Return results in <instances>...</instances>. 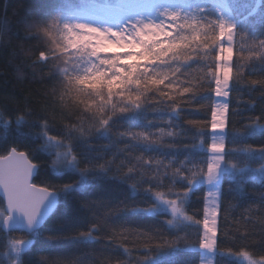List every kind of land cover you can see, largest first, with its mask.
I'll return each instance as SVG.
<instances>
[{"label":"trees","instance_id":"obj_1","mask_svg":"<svg viewBox=\"0 0 264 264\" xmlns=\"http://www.w3.org/2000/svg\"><path fill=\"white\" fill-rule=\"evenodd\" d=\"M144 1L147 0H0V112L4 113L3 119H0V155L6 154L13 146L19 150L35 148L42 142L39 138L35 139V136L45 120L49 124V134L54 136H59L66 127L82 125L85 135L71 142L74 154L80 160L81 169L92 166L95 169L84 179L77 171H65L63 175L53 176L47 171L51 166L50 155L37 151L32 157V162L39 169L34 178L38 186L62 187L75 182V187L60 196L55 212L39 230L36 242L25 253L24 259L30 264H136L146 252L148 255L155 254L154 248L149 251L143 246L146 236H154L153 242L159 243L161 240L172 241L176 236L185 235L195 240L197 229L202 232L201 225L170 228L166 223L170 215H148L143 211L155 204L153 192H167L171 180L164 177L163 183L158 186L157 181L151 179L154 173L142 161L165 159L167 163L173 158L177 161L185 160L186 157L199 160L207 155V144L211 143L213 136L211 108L215 95L214 91L200 88V84L211 81V88H215L214 80L208 73L214 71L218 63L213 55L204 56L209 49L199 48V57L192 49L188 50L192 59H185L182 68L185 76L181 77V81L190 85L191 90L184 97L176 96V107L180 112L178 119H170V109L158 111L153 101L145 105L146 112L112 116L111 128L104 135L94 126L98 120L94 122L91 119L98 99L94 101L88 96L77 97L67 92L62 95V73L52 68L50 63L39 59L42 51L50 54V61H55L58 56L67 58L63 49L57 51L61 45L67 44V38L60 35L49 38L38 33L35 28L27 27L28 21L44 20L57 12L61 19H87L94 10L93 6L111 7L119 3L139 4ZM187 1L201 4L210 10L214 5H227L233 14L241 13V19L247 15L246 5L255 2L259 11V5L264 3V0ZM211 14L215 15V12ZM256 35L264 37V24L257 23ZM71 38L78 45H88L89 48L107 47V52H99L101 56L121 51L91 36L77 39L73 34ZM53 40L59 41V44L53 43ZM218 43L227 47L226 40ZM239 48V37H236L232 59L228 62L232 66L233 80L237 60L251 55L247 44L244 45V52H240ZM72 51L68 49L69 53ZM212 51L218 52L219 49L213 46ZM240 64L243 66L244 80L236 84L230 93L227 123L223 132L226 150L247 146L257 149L264 147V136L259 133L247 138L240 136L247 125L264 113V89L249 83L264 76V66L248 59H240ZM165 91L173 94L169 89ZM20 115H25V123L16 126L14 122ZM29 118L32 123H29ZM9 119L13 123L5 128L3 121ZM189 121L196 123L193 125ZM169 123L174 127L169 129ZM128 128H132L133 132L149 130L153 134L158 133L160 128L173 132L181 129L184 131L174 138L171 148L167 145L145 148L134 143L127 135L121 136ZM200 132H203V136L199 135ZM170 139L164 137L165 141ZM202 143L203 148L198 147ZM229 160L242 167L246 163L250 164L252 169H258L264 164V161L258 159L246 161L245 157L237 153H233ZM101 165L106 166L107 174L99 172ZM129 168H133V172L129 173ZM261 179L260 175H252L244 185L246 196L234 199L238 189L225 177L224 194L217 217V244L213 264H242L238 260L241 257L264 264V185ZM184 187L185 183L177 181L174 190L179 191ZM205 195V187L198 186L191 194L187 208V214L201 222ZM3 207L0 199V208ZM133 209L141 211L134 212ZM82 232H91L93 239L80 240ZM13 237L27 238L20 232L4 235L0 230V264H11L9 241ZM125 248L128 249L127 253ZM170 259L201 264L202 253L198 244L194 248H185L184 243L180 242L173 257H157L155 264H169Z\"/></svg>","mask_w":264,"mask_h":264},{"label":"snow or ice","instance_id":"obj_2","mask_svg":"<svg viewBox=\"0 0 264 264\" xmlns=\"http://www.w3.org/2000/svg\"><path fill=\"white\" fill-rule=\"evenodd\" d=\"M245 8L247 15L241 19L242 14H233L227 5H214L210 10L201 4L182 8L169 5L119 3L111 7L93 6L94 10L89 13L87 19H61L60 13L57 12L44 20L27 22L29 29L35 28L38 33L46 37L60 35L67 38V44L57 48V51L63 49L67 58L58 56L55 61H50V54L42 51L39 59L50 63L52 68L62 73L60 81L62 95L67 92L77 97L88 96L94 101L98 99L91 119L94 122L98 120V124L94 126L104 135H107L111 128L112 116L146 112L145 105L153 101L158 111L171 110L170 119L179 118L176 96L184 97L191 90L190 85L181 81V77L185 76V71L182 70L184 61L192 59L189 49L199 57L198 49L207 47L209 51L204 53L205 57L213 55L215 61H224L223 67L217 63L215 70L208 73L214 80V89L211 88V81L200 84V88L214 91L216 97L212 101L213 136L212 142L207 144V155L199 160L186 157L185 160L177 161L173 158L167 163L165 159L142 161L154 173L151 179L157 181L158 186L163 183L164 177H169L171 180L167 192H153L155 204L143 211L148 215H170L171 218L166 220L170 228L180 226L189 228L202 223L203 231L197 229L195 240L185 235L176 236L172 241L161 240L159 243H154V236H146L143 246L149 251L154 248L155 254L148 255L146 252L136 264H155L157 257H173L180 242L184 243L185 248H194L198 244L200 250L209 254L214 253L217 244L216 217L222 203L225 177L238 189L234 199L246 196L244 185L255 173L260 174L261 184L264 185V164L258 169H252L250 164L246 163L242 167L229 160L233 153H237L245 157L246 161L255 159L264 161V147L257 149L247 146L226 150L223 134L229 111L230 93L236 84L244 80L240 59L257 61L264 66V37L256 35L257 23L264 24V3L259 5V11L255 2L246 5ZM147 9L151 11H146ZM212 12H215V15H212ZM73 34L77 39L94 34L106 45L121 51L101 56L99 52H107V47L89 48L88 45H78L71 38ZM236 37H239L240 43L238 50L244 52V45L247 44V50L251 55L237 60L236 76L233 80L232 66L228 62L232 59ZM220 40H226L227 47L218 43ZM198 41L200 43H197ZM53 43L59 44V41L53 40ZM213 46L219 51H212ZM69 48L73 50L71 53L68 52ZM69 64L71 67H68ZM249 83L264 89V76ZM161 85L164 87L162 88ZM165 89L171 90L173 94H169ZM148 93L152 95L149 96ZM192 98L194 96L189 97ZM3 116L4 113L0 112V119H3ZM261 120H264V113L247 125L240 136L247 138L257 133L264 136V123H261ZM35 122L39 123V120ZM3 123L7 128L13 122L9 119L4 120ZM14 123L16 126L24 124L25 115L18 116ZM29 123H32L30 118ZM189 123L194 125L196 122L189 121ZM172 127L174 125L169 123V129ZM48 128L49 124L45 120L35 136V139L39 138L42 142L35 148L19 150L18 147L13 146L6 154L0 155V198L6 205L0 208V230H7L3 232L4 235L19 230L27 237H13L9 241L11 264H30L24 259V255L36 242L39 226L55 210L60 202V196L75 187V182L64 184L62 187L36 184L33 177L37 175L39 169L38 165L32 162V157L38 149L46 155H54L53 162L47 170L53 176L63 175L65 171H77L84 179L88 173L95 171L94 166L81 169L80 160L74 154V145L71 142L82 139L85 135L82 125L66 127L59 136L49 134ZM131 129L128 128V131L121 133V136L127 135L134 143L141 144L145 148L165 145L171 148L174 138L184 131L181 129L173 132L160 128L158 133L153 134L149 130L133 132ZM199 135L203 136V132ZM164 137L172 139L165 141ZM65 141L68 143L66 144ZM243 143L242 139L241 144ZM198 147L203 148V143ZM128 171L133 172V168H129ZM99 172L107 174L106 166L101 165ZM177 181L185 183L186 187L175 191ZM198 186L206 188L202 222L193 215L187 214L191 194ZM133 211L141 210L133 209ZM79 239L90 241L93 239L92 233L82 232ZM124 251L127 253L128 249L125 248ZM241 255L245 254L241 253ZM169 264H191V262L170 259ZM204 264H212V262L208 260ZM249 264H262V262L250 260Z\"/></svg>","mask_w":264,"mask_h":264},{"label":"rangeland","instance_id":"obj_3","mask_svg":"<svg viewBox=\"0 0 264 264\" xmlns=\"http://www.w3.org/2000/svg\"><path fill=\"white\" fill-rule=\"evenodd\" d=\"M138 5H150V6L151 5H156V6H158V5H169V6L187 8L188 5H195V3H191V2H189L187 0H147V1L139 3ZM146 11H151V9H147ZM86 36L94 37V39L96 41H100V42L104 43L100 38H97L94 34H89V35H86ZM83 37H85V36H83ZM218 63H220L221 67H223L224 62L219 61ZM215 99H216V97H215ZM226 123H227V120L225 122V128H226ZM225 128H224V130H225ZM211 142H212V140H211ZM255 175L259 176L260 174L259 173H255ZM218 211H219V209H218ZM217 217H218V214H217ZM217 217H216V228H217ZM201 228H202V224H201ZM202 231H203V229H202ZM200 252L202 253L201 264H204V262H206L208 260H211V262L213 264V259H214L213 253L209 254L208 252L203 251V250H200ZM238 260L242 264H249V262H250V259L247 258V257H241V258H238Z\"/></svg>","mask_w":264,"mask_h":264},{"label":"water","instance_id":"obj_4","mask_svg":"<svg viewBox=\"0 0 264 264\" xmlns=\"http://www.w3.org/2000/svg\"><path fill=\"white\" fill-rule=\"evenodd\" d=\"M35 177H36V175L33 177V179ZM0 199L2 200V198H0ZM2 202H3V200H2ZM3 205H4V207L6 206L4 202H3ZM57 206H58V204H57ZM57 206H56V208H57ZM56 208H55V210H56ZM55 210L46 219L43 220L42 224L39 226V230L43 227V225L46 223V221L52 216V214L55 212ZM1 231L2 232H6L7 230H1ZM13 232H20V233H22L19 230H16V231H13Z\"/></svg>","mask_w":264,"mask_h":264},{"label":"clouds","instance_id":"obj_5","mask_svg":"<svg viewBox=\"0 0 264 264\" xmlns=\"http://www.w3.org/2000/svg\"><path fill=\"white\" fill-rule=\"evenodd\" d=\"M38 151H40L39 149H38ZM53 159H54V155H50V163L52 164V162H53ZM53 171H55V169H53Z\"/></svg>","mask_w":264,"mask_h":264}]
</instances>
